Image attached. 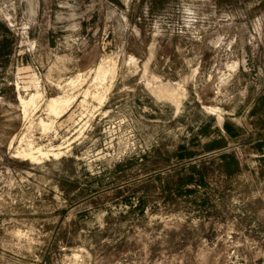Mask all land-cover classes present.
<instances>
[{"label":"rangeland","instance_id":"obj_1","mask_svg":"<svg viewBox=\"0 0 264 264\" xmlns=\"http://www.w3.org/2000/svg\"><path fill=\"white\" fill-rule=\"evenodd\" d=\"M0 264H264V0H0Z\"/></svg>","mask_w":264,"mask_h":264},{"label":"bare ground","instance_id":"obj_2","mask_svg":"<svg viewBox=\"0 0 264 264\" xmlns=\"http://www.w3.org/2000/svg\"><path fill=\"white\" fill-rule=\"evenodd\" d=\"M104 63H105V61H104ZM236 65H237L236 62H233L230 65V68H234V67H236ZM29 69L30 68L28 66H24L23 68H21V70L25 71V72H27ZM93 72L95 73L94 82H96V83L99 82L100 84H102V82L107 78V76L109 74H112L113 72H115L114 71V64L113 65H104L102 63L96 69H94ZM81 75L79 74V75H76V77L71 78L67 82V84L70 85V86H76V84L81 82ZM29 78L31 79V82L33 83V86L35 88V92L29 94V96L27 98H25L19 92L20 85L18 83H16V90H17V93H18V100H19V102L21 104L20 106L22 107V110H23L22 112H23V115H24V119L27 120L28 123H29L28 124V129L34 123V124L38 125V127L43 131V133H46L49 130L55 129V124L57 123L56 120L58 118L62 117L67 112V110H69V108L72 105V103L76 100V96L69 95V94H66L64 92L62 95H58V96H55V97L54 96L50 97L48 100H46V102L44 104L45 105V111L48 114V118L46 120L43 119V117L42 118H38L39 119V120H37L38 122L35 123L29 117H30V115H33L34 113H32V112H36V110L40 106L39 105V102H40L39 99L42 97V94L40 93V91L38 89V78L36 77V75L32 74V75L29 76ZM153 92L156 95H158L159 97H164V98L170 99L172 102H174L176 104V106L179 105L180 98H179L178 92H177V90L175 88H171V87H168L166 85H161V86L155 87ZM89 95H92V98L98 100L100 105L102 104V101H104L103 100V96L98 91H96V92L93 91V93H92L91 90L86 89L85 91H83V99L80 101L79 105H82V106L85 105L86 99H87V97ZM72 114H74V112ZM72 114H70V116L68 115L69 116V120H70V118H72L71 117ZM50 116H52V117L54 116V118H50ZM69 120H67V121H69ZM63 122H61V123L58 122L59 126L64 124ZM50 144H51L50 147L47 148V146L34 144L31 141H27V142L24 143V140L22 138L20 140V143H19L18 147H16V149H15V157H17V158L20 157V158H23L24 160H27V161L28 160L29 161H37V160H39L41 158H46V157H49V156H53L55 158H59L60 156H62L65 153V150H63V149L64 148L66 149V148L69 147V146L62 147L63 146L62 144L57 145V146L52 145V143H50ZM63 144H65V143H63Z\"/></svg>","mask_w":264,"mask_h":264},{"label":"trees","instance_id":"obj_3","mask_svg":"<svg viewBox=\"0 0 264 264\" xmlns=\"http://www.w3.org/2000/svg\"><path fill=\"white\" fill-rule=\"evenodd\" d=\"M225 128H226L227 130L229 129L228 126H226V125H225ZM223 158H224V159H225V158H230V160L232 161V163H233L235 166H237V161H236V159H235L234 156H232V155H229V156L224 155Z\"/></svg>","mask_w":264,"mask_h":264}]
</instances>
